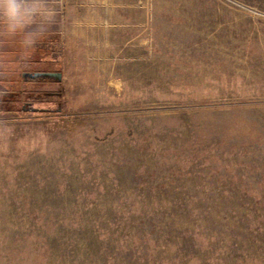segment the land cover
Masks as SVG:
<instances>
[{
	"label": "rangeland",
	"instance_id": "rangeland-1",
	"mask_svg": "<svg viewBox=\"0 0 264 264\" xmlns=\"http://www.w3.org/2000/svg\"><path fill=\"white\" fill-rule=\"evenodd\" d=\"M0 43V264H264V0H57Z\"/></svg>",
	"mask_w": 264,
	"mask_h": 264
},
{
	"label": "clouds",
	"instance_id": "clouds-1",
	"mask_svg": "<svg viewBox=\"0 0 264 264\" xmlns=\"http://www.w3.org/2000/svg\"><path fill=\"white\" fill-rule=\"evenodd\" d=\"M57 0H0V43L18 39L22 59L58 22Z\"/></svg>",
	"mask_w": 264,
	"mask_h": 264
},
{
	"label": "crops",
	"instance_id": "crops-1",
	"mask_svg": "<svg viewBox=\"0 0 264 264\" xmlns=\"http://www.w3.org/2000/svg\"><path fill=\"white\" fill-rule=\"evenodd\" d=\"M2 47L0 46V49H1ZM1 52V51H0Z\"/></svg>",
	"mask_w": 264,
	"mask_h": 264
}]
</instances>
